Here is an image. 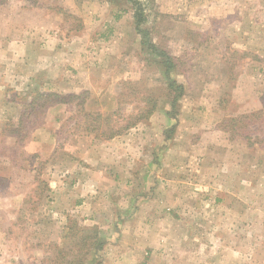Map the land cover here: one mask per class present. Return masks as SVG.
<instances>
[{"label": "rangeland", "instance_id": "1", "mask_svg": "<svg viewBox=\"0 0 264 264\" xmlns=\"http://www.w3.org/2000/svg\"><path fill=\"white\" fill-rule=\"evenodd\" d=\"M108 44L133 50L131 78L97 69ZM160 50L183 87L175 119ZM87 60L90 86L79 82ZM124 80L154 89L158 106L123 133L133 144L117 157L135 162L109 168L90 208L84 183L62 187L104 141L85 113L116 111ZM41 91L80 97L33 102ZM82 227L105 238L98 252L76 243ZM76 260L264 264V0H0V264Z\"/></svg>", "mask_w": 264, "mask_h": 264}, {"label": "trees", "instance_id": "2", "mask_svg": "<svg viewBox=\"0 0 264 264\" xmlns=\"http://www.w3.org/2000/svg\"><path fill=\"white\" fill-rule=\"evenodd\" d=\"M74 19L75 16L71 15ZM137 24L141 22V15H137ZM138 28V27H137ZM158 55L164 58V68L162 74L164 75L165 81L163 83H159V89L163 90L165 96L170 97V109L167 111L170 118H176L177 106L179 97L182 95L183 87L177 80L172 77L170 71L176 68L175 58L169 52L164 50L157 51ZM139 83H141V87H139ZM141 81H131L124 80L121 81V91L118 93V102L119 108L116 111L109 112L106 114H102L100 112H86L85 119L89 122L85 127V130H89L91 132H96L97 137L99 139L108 140L117 135L124 133L129 128L133 127L135 124L146 120L157 108L159 98L154 95V89H148L146 86H142ZM136 90V102L134 105H129L132 103L127 102L126 96L132 93L130 89ZM129 89V90H128ZM142 90V92H141ZM140 94V95H139ZM80 94L74 93H62V92H47L41 91L37 92L33 96V102L38 98H44L46 100L50 98H54V103H66L70 99L79 98ZM30 101V103L32 102ZM129 105L131 106L130 111L123 110L120 108L121 106ZM133 108V109H132ZM91 126V127H90ZM81 236L77 239V244L80 247L86 246L87 240H92L91 245H94L92 248L93 251L98 252L100 248L106 243L105 238H102L98 235L97 232L90 231L87 227L81 228ZM89 245L90 247H92ZM96 245V246H95ZM73 263L71 261H67V264ZM74 264H82L80 260H76Z\"/></svg>", "mask_w": 264, "mask_h": 264}, {"label": "crops", "instance_id": "3", "mask_svg": "<svg viewBox=\"0 0 264 264\" xmlns=\"http://www.w3.org/2000/svg\"><path fill=\"white\" fill-rule=\"evenodd\" d=\"M94 53L96 54V58L98 59V68L105 67L107 71L110 72L111 76H113L114 80H120V79H127L131 78L133 74L136 72L138 68L141 66V62L138 60V64L135 65L134 62L132 61V54L133 50L132 49H125L123 48H117L115 49L112 47L110 44L108 46L103 47L102 49H95ZM77 63L79 62V65H83V61L80 59H77ZM87 64V76H85L84 73H81L82 68L80 69L79 67V73H81L79 82L80 83H85L87 85H94L95 83V78H91V70L93 72L96 71V68L93 66L88 67L89 65L92 64L91 61H85ZM106 81V80H105ZM109 82H107L108 84ZM152 118V117H151ZM133 130V131H131ZM134 132L136 131V128H130L127 130V132ZM128 145L131 147L133 144V140L131 139V136L128 134H120L117 135L111 139L104 140L103 142H97L91 144L89 147L85 148L83 150V154L86 157L84 159V162L86 164H81L79 165L78 169L72 170L70 177H69V184L66 183L65 187H62L66 192L71 193L73 192L72 188L78 189L79 185H83L88 187L89 189L86 191L85 195L84 192L80 195L85 196V202L83 201V205H86L88 207H92V200L91 195L88 196V191L92 190L94 187L99 188L100 191H103L105 193V188L103 186L104 180H108L109 174L108 170L110 169H115L116 171H119V174L125 175L129 169L128 167H131L133 162H135V159L129 158H120L117 157V154L119 153L118 149H121L122 143ZM101 152L103 151V157H100L98 160L96 157H94L95 152ZM111 153L114 154L113 158H107L108 155L111 156ZM93 155V156H92ZM90 156V157H89ZM89 157V158H88ZM89 165V168H87ZM85 167V168H84ZM96 180V183L101 180L100 186H98V183L96 184L94 181ZM56 184V183H55ZM72 186V187H71ZM74 186V187H73ZM94 188V189H95ZM78 191V190H77ZM82 200H74V204H78ZM78 207V205H76Z\"/></svg>", "mask_w": 264, "mask_h": 264}]
</instances>
